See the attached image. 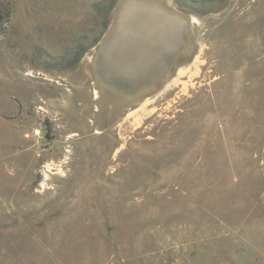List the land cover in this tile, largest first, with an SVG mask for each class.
Here are the masks:
<instances>
[{
	"label": "rangeland",
	"instance_id": "1",
	"mask_svg": "<svg viewBox=\"0 0 264 264\" xmlns=\"http://www.w3.org/2000/svg\"><path fill=\"white\" fill-rule=\"evenodd\" d=\"M0 264H264V0H0Z\"/></svg>",
	"mask_w": 264,
	"mask_h": 264
},
{
	"label": "bare ground",
	"instance_id": "2",
	"mask_svg": "<svg viewBox=\"0 0 264 264\" xmlns=\"http://www.w3.org/2000/svg\"><path fill=\"white\" fill-rule=\"evenodd\" d=\"M148 6L149 5H147V7ZM143 7H144V5H143ZM150 7L152 8L151 10H150ZM150 7H148V10L152 11L153 7L152 6H150ZM127 9H128V7H127ZM129 11H127V12H129ZM146 11H144V12H146ZM144 12L138 6L132 7L131 8V14L129 15L130 17L128 16L129 20L126 21L127 23H125L124 27H123V31L128 34L127 41H124L125 38H122L123 36H121L119 39H117L120 36V34H119V36L117 35L116 40L113 39L114 41L112 42L111 46L109 47V53H110V56L112 57L111 65L113 68H116L117 66H119L117 64H120V63H118L117 61L115 62V60L120 59V58L117 59V56L120 55L121 52H124L125 49L129 50L130 54L132 53V55H131L132 57H133V55L136 57V59L139 61V63H137V61L135 62L137 65L152 66V65H158V64L160 65V63L162 64L164 57L166 58L167 49L172 45V42H173L174 46L176 45L175 44L176 40L175 39H174L175 41L172 40L171 36L168 32L169 26L172 22V21H170V18H169V16H171V15L169 14L168 17L165 15L166 18H164L162 16L163 18L161 20L165 23L164 25H167L166 27H163V24L160 21L159 22L157 21L159 19L158 16L155 17L154 15H152V16L147 15V14L145 15ZM143 13H144V15H143ZM160 13L161 12H159V14ZM132 14H133V16H132ZM159 16L161 18V15H159ZM171 19H173V18H171ZM178 21H176V22H178ZM178 23H180V22H178ZM178 26H179V24H178ZM178 26H177V28H175L176 30L179 28ZM173 27L174 26H172V28ZM173 30H174V28H173ZM173 32L176 33L175 31H173ZM175 37H173V38H175ZM126 44H127V46H126ZM119 62H121V61H119ZM123 68H124V66H123Z\"/></svg>",
	"mask_w": 264,
	"mask_h": 264
},
{
	"label": "built area",
	"instance_id": "3",
	"mask_svg": "<svg viewBox=\"0 0 264 264\" xmlns=\"http://www.w3.org/2000/svg\"><path fill=\"white\" fill-rule=\"evenodd\" d=\"M41 127L39 126H36L35 128H33L29 133L28 135L29 136H40L41 135Z\"/></svg>",
	"mask_w": 264,
	"mask_h": 264
}]
</instances>
